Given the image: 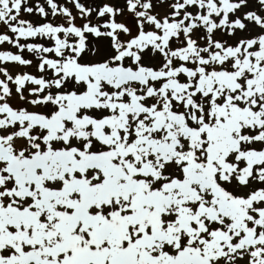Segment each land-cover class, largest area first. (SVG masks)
Instances as JSON below:
<instances>
[{
	"label": "snow or ice",
	"instance_id": "obj_1",
	"mask_svg": "<svg viewBox=\"0 0 264 264\" xmlns=\"http://www.w3.org/2000/svg\"><path fill=\"white\" fill-rule=\"evenodd\" d=\"M165 2L0 0V264H264V0Z\"/></svg>",
	"mask_w": 264,
	"mask_h": 264
},
{
	"label": "rangeland",
	"instance_id": "obj_2",
	"mask_svg": "<svg viewBox=\"0 0 264 264\" xmlns=\"http://www.w3.org/2000/svg\"><path fill=\"white\" fill-rule=\"evenodd\" d=\"M58 2L64 3V4H66V6L72 8V5L68 4L67 0H58ZM82 2H84L86 5H91L92 7L97 8V9L99 7H101L104 3H109V4L114 5L115 7L124 9L123 14L116 17L118 22H129L131 19H135L127 11L125 0H82ZM153 2L156 5V7L154 9L155 12L160 13L161 16H163L168 11H170V8L168 6V2H165L164 4H160L159 0H153ZM36 3H44V0H29V4L32 5V6H34ZM44 6L47 9V4H44ZM250 8H253L251 3L249 4L248 8L243 9V10L246 12V11L251 10ZM48 11L50 12L51 10L48 9ZM72 11H73L74 15L77 14L76 10L74 8H72ZM189 11H193L194 12L195 9H189ZM240 14L241 13H237V15H240ZM261 14H264V13H261ZM32 15H34L35 17H31V15H29V14L22 13V18L33 22L35 25H40V24H43V23L48 22V21L52 22L53 24H59V23H63L64 22L62 18H60V17H55L54 18L51 15L48 16L47 20H45L44 18H42L41 16H39L36 13H33ZM103 19L106 20V19H108V17H104ZM91 20L93 21V23H99L100 22V21L97 20L95 12H93ZM76 23L78 25H82L84 23V21L78 18L76 20ZM3 31L7 32V29L5 28V29H3ZM260 32H261V29H259L258 27L249 25V31H247V32H237V33H241V35H242L241 38H244V37H249L250 35L259 34ZM8 34L12 35L11 33H8ZM196 35H197V37L203 36L204 35L203 30L201 29L199 32H197ZM127 38L128 37H126V36H122V39H127ZM216 38L217 39L227 40L229 44H233V45L235 43H237L238 40H239V39H234L232 41V39H230L226 34L222 36L219 33H216ZM22 42H25V43H41V44H44L45 46H51V44H52V41L49 40V39H46V38H32V39H29L28 41H22ZM88 42H89V48H93V47L98 48L99 52H98V54L96 56H92L90 53L89 54H85L84 60H86V61L101 60V59L105 58L106 56L112 54V50L110 48V41L108 39H105V38L97 39V38H94L92 36H89L88 37ZM201 43H203V41H201ZM0 50H11L13 52H18L19 51L18 49H15V48H13L10 45L0 46ZM23 55H24L25 58L33 60V66H27V67H25V66H12V67H10V71L15 73V68H16V70L18 72L27 71V72H30L32 74L39 75V73L37 72V68L35 67V65L38 63L35 55L32 54V53H28L26 50L24 51ZM161 59L162 58L158 54L155 57H153L151 55V53L148 52V53H146L144 55L143 62L147 66L158 67L160 65V63H161ZM46 75L50 77L52 74H51V72H48ZM16 103H22V102L17 100ZM45 111H47V109H45ZM256 147L259 148L261 146L260 145H256ZM255 186H256V184L252 185L253 188ZM233 188H235V187H233ZM236 189H238V188H236ZM245 190L247 192L249 191L248 188H245ZM235 193L237 195H239L238 191L235 192ZM240 264H246V261H242V262H240Z\"/></svg>",
	"mask_w": 264,
	"mask_h": 264
},
{
	"label": "trees",
	"instance_id": "obj_3",
	"mask_svg": "<svg viewBox=\"0 0 264 264\" xmlns=\"http://www.w3.org/2000/svg\"><path fill=\"white\" fill-rule=\"evenodd\" d=\"M257 5H258V3H256L255 2V0H253V2H252V6H253V8H250L251 10H253L254 9V7H255V9H257ZM242 12H245L243 9H242ZM253 26V25H252ZM252 29V28H251ZM240 34L241 33H237L235 36H233V37H235L236 39H240Z\"/></svg>",
	"mask_w": 264,
	"mask_h": 264
},
{
	"label": "bare ground",
	"instance_id": "obj_4",
	"mask_svg": "<svg viewBox=\"0 0 264 264\" xmlns=\"http://www.w3.org/2000/svg\"><path fill=\"white\" fill-rule=\"evenodd\" d=\"M15 73H18V71L16 70V68H15Z\"/></svg>",
	"mask_w": 264,
	"mask_h": 264
}]
</instances>
